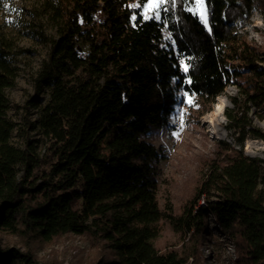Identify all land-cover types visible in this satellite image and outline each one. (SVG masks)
Instances as JSON below:
<instances>
[{"label":"trees","instance_id":"trees-1","mask_svg":"<svg viewBox=\"0 0 264 264\" xmlns=\"http://www.w3.org/2000/svg\"><path fill=\"white\" fill-rule=\"evenodd\" d=\"M41 1L30 32L50 50L29 103L36 121L21 133L37 132L42 153L40 140L12 141L18 128L7 90L21 51L17 36L0 30V234L45 244L86 236L113 254L112 264L196 263L202 240L217 235L236 244L235 264H264V159L242 150L248 138L264 141L250 115L264 121V49L244 32L254 12L264 18V0H205L206 24L188 10L194 0L148 20L132 7L147 0ZM44 18L55 32L49 38ZM229 87L238 95L224 116L241 148L218 143L195 196L170 215L159 204L150 134L169 126L187 96L208 106ZM164 220L189 236L182 252L156 248ZM0 264L40 263L0 241Z\"/></svg>","mask_w":264,"mask_h":264},{"label":"rangeland","instance_id":"rangeland-1","mask_svg":"<svg viewBox=\"0 0 264 264\" xmlns=\"http://www.w3.org/2000/svg\"><path fill=\"white\" fill-rule=\"evenodd\" d=\"M41 2L4 0L0 6V30L5 34L17 36L21 51L17 57L19 77L16 86L7 90V96L13 105L8 116L18 128L12 141L16 146H25L27 138L40 140L38 153L44 151V142L38 133L29 131L28 135L24 136L21 130L27 129L28 122L36 121L37 110L31 108L29 103L37 97L34 79L50 50L48 39H41L37 34L30 32L37 25L33 14L40 8ZM175 2L176 0H167L163 3L159 15L169 4ZM42 24L45 26L47 38L55 34L45 18ZM244 32L250 41L264 49V18L258 12H254L251 23ZM237 95L238 90L229 87L215 103L222 98L225 109L232 108L230 98ZM39 98L44 104L48 100L47 91ZM186 103L185 107H177L169 126L153 130L149 138L159 153L156 163L159 204L163 211L173 216L180 215L185 204L195 196L203 174L216 157L218 143L227 142L235 148H241L236 136L227 129L226 118L221 121L218 117H211L215 104L206 106L196 103L194 96H187ZM250 115L253 124L264 132V121L258 120L254 112ZM208 116L210 118L207 120ZM242 150L250 157L264 159V141L248 138ZM261 189L264 191V185ZM161 228V235L155 241L156 248L161 252H182L189 236L186 238L176 232L168 220L161 222ZM0 241L4 246L17 247L33 253L40 264H112L114 261L113 254L102 243L92 241L86 236L66 235L45 244L26 237L0 234ZM199 252L201 257L198 262L190 260V264H235L239 251L233 241L216 235L213 243L209 242L208 238L202 240Z\"/></svg>","mask_w":264,"mask_h":264},{"label":"snow or ice","instance_id":"snow-or-ice-1","mask_svg":"<svg viewBox=\"0 0 264 264\" xmlns=\"http://www.w3.org/2000/svg\"><path fill=\"white\" fill-rule=\"evenodd\" d=\"M167 2V0H147L146 3L142 4H134L132 7H143V18L145 20L148 19H159V9L163 3ZM194 15H198L199 18L206 24L207 23V9L205 6V0H194L193 7L188 9ZM133 20L136 19L135 16L132 17ZM187 71V66L184 68Z\"/></svg>","mask_w":264,"mask_h":264},{"label":"bare ground","instance_id":"bare-ground-1","mask_svg":"<svg viewBox=\"0 0 264 264\" xmlns=\"http://www.w3.org/2000/svg\"><path fill=\"white\" fill-rule=\"evenodd\" d=\"M224 110H225V102L222 98H219L218 102L215 103L214 110H213L212 114H210V115H212L211 117H218L221 121H224V119H225V117H224L225 111ZM209 116L207 117V120L210 118ZM219 119H218V121H220Z\"/></svg>","mask_w":264,"mask_h":264},{"label":"built area","instance_id":"built-area-1","mask_svg":"<svg viewBox=\"0 0 264 264\" xmlns=\"http://www.w3.org/2000/svg\"><path fill=\"white\" fill-rule=\"evenodd\" d=\"M201 204H202V205L204 204V199H203V200H201Z\"/></svg>","mask_w":264,"mask_h":264}]
</instances>
